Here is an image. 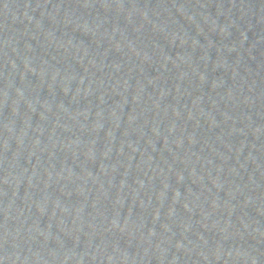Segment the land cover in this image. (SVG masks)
<instances>
[{"label":"water","instance_id":"95a60500","mask_svg":"<svg viewBox=\"0 0 264 264\" xmlns=\"http://www.w3.org/2000/svg\"><path fill=\"white\" fill-rule=\"evenodd\" d=\"M0 264H264V0H0Z\"/></svg>","mask_w":264,"mask_h":264}]
</instances>
